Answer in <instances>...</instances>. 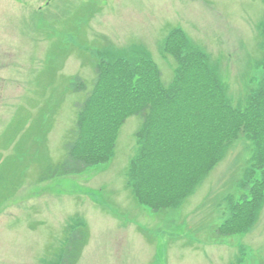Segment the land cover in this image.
Returning a JSON list of instances; mask_svg holds the SVG:
<instances>
[{
  "label": "rangeland",
  "instance_id": "obj_1",
  "mask_svg": "<svg viewBox=\"0 0 264 264\" xmlns=\"http://www.w3.org/2000/svg\"><path fill=\"white\" fill-rule=\"evenodd\" d=\"M174 29L207 53L234 106L264 80V0H0V264H264V198L253 221L234 215L236 203L252 211L264 192L256 186L264 136L236 129L227 143L211 118L201 129L187 117L212 99L196 101L188 87ZM141 47L152 64L136 58ZM129 62L153 86L159 74L165 94L178 85L182 93L147 152L143 117L121 110L139 103L120 78L126 68L134 74ZM99 69L108 89L94 112L105 116L83 115L82 150L108 159L44 179L64 160ZM179 187L190 192L181 201L169 192ZM73 238L81 248L67 256Z\"/></svg>",
  "mask_w": 264,
  "mask_h": 264
},
{
  "label": "trees",
  "instance_id": "obj_2",
  "mask_svg": "<svg viewBox=\"0 0 264 264\" xmlns=\"http://www.w3.org/2000/svg\"><path fill=\"white\" fill-rule=\"evenodd\" d=\"M170 38H172V40L174 41L182 42L183 45L185 46L188 57V58L186 57L187 61L185 60V62H187L186 63L187 66L193 70L192 71L190 69L189 74L192 80L187 85L189 88L191 86H194L193 91L194 92L196 91V93H193V95L196 101L199 98L204 99V101L205 99L207 101H209L210 98L212 99L210 103L194 104L193 107L196 109V113L190 110L189 111L190 114H188L187 117L195 120L196 122L197 119L198 120L200 119L201 129H203L202 124H205V118H211L213 125L218 126L220 127V129L224 130L225 135L223 136H228V137L231 136L233 134V131L236 129H237V133L239 131H240L239 133H241L242 130H245L248 131L250 135H255V139H257V142L259 140H261L262 142L264 136V123H261L259 117L264 116L263 114H260L262 111H264L263 109L264 80H262L258 88L255 89V91L249 95V98L245 100L244 104H239L236 107L233 105L231 98L228 96L227 86L219 77L216 67L212 66L207 53L195 47V45L191 41H189V39L186 37L184 32L181 31L180 29H174L170 33ZM132 51L134 53H137L136 58L142 59L147 63H151V64L153 63L150 53L145 48L142 47L134 48ZM128 54L129 53L127 52H110V54H108L107 57H109V59L116 58L122 60L124 59L125 56H128ZM128 58L130 57H126V59ZM195 59L201 60L202 70L196 71V69L193 68L195 67V65L192 63L191 60H195ZM133 62H129L128 64L131 65L130 68L134 74L130 73L128 68H126V71L122 70L123 69L122 63L116 64L114 66H119V69L122 70L120 78L123 81H125L129 86V88L125 92V95L131 96L133 99L134 98L139 99V103L125 105L124 107L121 108V110H125V111L129 110V112H131L132 114L141 115L143 117L142 119L144 123V127H143L144 130H141L138 133V136L144 139L145 143L143 147V152H147L150 150V145H151L149 138L151 136L153 137L155 133L159 132L160 128L158 129L157 126H161L162 122H164V118L172 113V109L174 107L170 105L171 101L169 100H172V98L174 97H181L182 93L177 90V88L180 87V85H178L177 87L172 88L168 95L165 94L167 93V89L160 82V80H158L160 78V75L158 74L156 78L157 85L153 86V83L150 82V77H153V75L150 77L148 76L141 77V75H139L137 71L138 64ZM262 62L264 63V59ZM104 69L98 70V77L95 80L96 84L93 92L90 95H88L86 97V101L80 105L82 111L79 112L78 114V124L71 131L70 137L65 143L66 156L64 160L60 162L58 165H56L54 168H52L50 170V173L47 176H45L44 179H47L48 177H52L55 175L60 176L66 174L79 173L85 170L87 167L94 165L95 163H100L108 159L106 154L101 155L99 159L98 158L99 156L98 155L96 156V153L94 151L87 150L86 152H84V150H82L83 148L82 143L84 137L82 128L85 125V123L83 122V118H84L83 115L86 114L90 118L91 117L100 118L105 116V114H103L102 112H97V114L94 112V108L96 106L95 103L96 97L104 98L107 94L105 88L108 89V87L104 82L106 80ZM196 72L202 74L205 78L201 77L200 75H196ZM181 76H182V72L180 71L178 73V77L180 80H181ZM205 80L209 81L210 83L209 86L206 85ZM72 87L75 91H80L85 88L78 81L74 82L72 84ZM189 97H191L190 93L188 94V98ZM191 99H193V97H191ZM120 119L121 118L119 114L118 113L115 114V122L116 123L122 122ZM107 121L108 118L104 120V122ZM262 121L264 122V119ZM97 122H98V126L102 129V131H104L107 127V126L104 127L102 125V123L104 122H99L98 120ZM225 123H227V125L223 127ZM242 125L245 127L244 128L241 127ZM210 127L213 128L212 125H210ZM185 129L188 131H193L194 134H197L196 132H198L197 129H195L196 130L195 132L193 128H185ZM233 139L234 138L229 137L226 142L228 143ZM201 140L203 141V139ZM257 146H259L257 150V154L259 156V161L262 166L259 168L263 170V174L261 179L257 178L256 186L260 188H264V145L261 146V143L258 142ZM112 148H114L113 144H112ZM110 153H112V151H110ZM135 164H138L137 159L135 161ZM169 188L174 189L171 188L170 186ZM173 191L175 192L178 191L177 194L179 195L178 197L179 200L183 199V197H186V195L190 193L189 191L185 190L184 187H179L169 192H173ZM263 198H264V192L259 193L257 198L258 203L252 209V211L246 210L247 207L244 208L243 207L244 204L240 205L236 203L235 204L236 212L234 215H237L238 219L240 220L245 217L248 218V216L250 215L253 221L254 217L258 214V208L260 206V203H262ZM161 199L163 201L161 207L163 208L166 206L165 201L167 199V196L164 194ZM155 208L158 209V206H156ZM241 211L243 212L241 213ZM243 213L245 214V216H241V214ZM76 233L74 234L75 237H76ZM72 241L71 244H69L68 246L67 256H71V255L73 256L74 251L76 252L78 251L77 255L79 254L81 247L78 246L79 243L76 244L78 240L73 238ZM77 255L74 259L77 258Z\"/></svg>",
  "mask_w": 264,
  "mask_h": 264
}]
</instances>
